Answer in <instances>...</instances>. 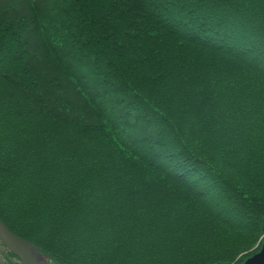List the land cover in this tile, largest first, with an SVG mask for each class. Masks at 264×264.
<instances>
[{
	"label": "trees",
	"instance_id": "obj_1",
	"mask_svg": "<svg viewBox=\"0 0 264 264\" xmlns=\"http://www.w3.org/2000/svg\"><path fill=\"white\" fill-rule=\"evenodd\" d=\"M0 220L52 264H237L264 0H0Z\"/></svg>",
	"mask_w": 264,
	"mask_h": 264
},
{
	"label": "water",
	"instance_id": "obj_2",
	"mask_svg": "<svg viewBox=\"0 0 264 264\" xmlns=\"http://www.w3.org/2000/svg\"><path fill=\"white\" fill-rule=\"evenodd\" d=\"M0 241L21 264H36L30 257V248L42 256L32 244L15 235L2 220H0ZM244 264H264V245L259 253L247 259Z\"/></svg>",
	"mask_w": 264,
	"mask_h": 264
},
{
	"label": "rangeland",
	"instance_id": "obj_3",
	"mask_svg": "<svg viewBox=\"0 0 264 264\" xmlns=\"http://www.w3.org/2000/svg\"><path fill=\"white\" fill-rule=\"evenodd\" d=\"M74 59H75V57L72 56L71 59H69V61L74 60ZM89 84H90V81H89ZM92 84H93L94 88H92V87L91 88L92 89H95L96 92H97L98 91L97 82L92 81ZM114 97L117 100L116 95H114ZM116 100L113 98V100L110 101V104L114 105L113 106V110H114L113 112H116L119 115L121 108L118 106V102ZM115 105H117L118 108H114ZM132 117L133 116L131 114V116H130V118H131L130 123L133 121V118ZM135 125L138 128V133L141 132V134H142V135H139V136H143V130L139 127V123H136ZM130 131H131V129H130ZM262 243H264V238L260 237V241H257L251 248H248L249 250H245L246 252L240 253V255L238 256V259H236L237 264H241V259H243L245 257H248V256H250L252 254L253 250H251V249H254V252H256L257 249L260 248V246H261ZM43 257L46 259V261H47L48 264H52V263H50V261H49V259L47 257H45V256H43ZM0 263L1 264H21L16 257H14L11 253H9L2 246H0Z\"/></svg>",
	"mask_w": 264,
	"mask_h": 264
},
{
	"label": "bare ground",
	"instance_id": "obj_4",
	"mask_svg": "<svg viewBox=\"0 0 264 264\" xmlns=\"http://www.w3.org/2000/svg\"><path fill=\"white\" fill-rule=\"evenodd\" d=\"M262 238H264V233H263V235L261 236ZM258 241H260V238H259V240ZM0 246H2L1 244H0ZM3 247V246H2ZM251 250H253L254 251V249H251ZM30 257L33 259V261L36 263V264H48L47 263V261H46V259H44L42 256H40L38 253H36V251L34 250V249H32V248H30Z\"/></svg>",
	"mask_w": 264,
	"mask_h": 264
},
{
	"label": "flooded vegetation",
	"instance_id": "obj_5",
	"mask_svg": "<svg viewBox=\"0 0 264 264\" xmlns=\"http://www.w3.org/2000/svg\"><path fill=\"white\" fill-rule=\"evenodd\" d=\"M263 244H264V243L261 244L260 248L257 249L256 252L253 251L252 254H251L250 256L241 259V264H244V262H245L248 258H250V257L253 256L254 254L258 253V252L260 251L261 247L263 246Z\"/></svg>",
	"mask_w": 264,
	"mask_h": 264
}]
</instances>
